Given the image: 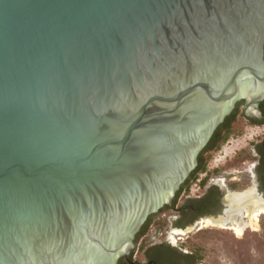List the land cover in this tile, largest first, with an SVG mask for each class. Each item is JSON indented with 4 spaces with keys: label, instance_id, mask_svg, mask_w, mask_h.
Segmentation results:
<instances>
[{
    "label": "water",
    "instance_id": "water-1",
    "mask_svg": "<svg viewBox=\"0 0 264 264\" xmlns=\"http://www.w3.org/2000/svg\"><path fill=\"white\" fill-rule=\"evenodd\" d=\"M240 101L264 0H0V264L129 259Z\"/></svg>",
    "mask_w": 264,
    "mask_h": 264
},
{
    "label": "flooded vegetation",
    "instance_id": "flooded-vegetation-1",
    "mask_svg": "<svg viewBox=\"0 0 264 264\" xmlns=\"http://www.w3.org/2000/svg\"><path fill=\"white\" fill-rule=\"evenodd\" d=\"M243 104L244 101L236 103L234 109L226 118H233V116H236V121L233 125L240 122V118H243L250 124L263 128L262 139L250 144L254 153L253 157H250V159L246 157L247 159L242 161L244 167H242V169L234 170V172L239 175L238 177L231 176V173H225L227 176L225 181H222L221 179H212L209 181V175L206 174L203 178H207L206 184L203 187L199 185V189L195 192L190 191L187 194V192L183 191L181 194H178V191L173 201V205L174 203L175 205L170 209L175 213V215L172 216V225L174 226L175 222L179 224V227L175 228L185 229L203 219L214 221L227 219V209L229 205L226 204V202L228 203V197L232 194H247L246 199L249 200V202L247 201V203H249V207L253 206L254 203L258 204L259 202H264V122H257L245 118L242 110ZM259 109L264 116V101L260 103ZM208 153L209 152H207V154ZM200 155L197 158V166L192 173L199 165ZM203 179H201V181ZM251 183L254 184V188L252 190L244 194L237 193L242 192V188L240 186H249ZM228 220L231 224L233 223V219ZM236 220L238 222H245L248 220L245 209H242L241 212L237 214ZM141 230L142 228L137 233L135 238L137 248L130 254V258L127 259L126 257H122L119 259L117 264H199L195 252L184 250L171 239H158L157 236L161 231L159 226H154V232L152 235L148 234V236H140Z\"/></svg>",
    "mask_w": 264,
    "mask_h": 264
},
{
    "label": "rangeland",
    "instance_id": "rangeland-1",
    "mask_svg": "<svg viewBox=\"0 0 264 264\" xmlns=\"http://www.w3.org/2000/svg\"><path fill=\"white\" fill-rule=\"evenodd\" d=\"M262 133V127L252 125L240 118V122L234 125L228 140L222 143L220 148L206 155L207 173H202L199 176L200 179H203L206 174L209 175V181L212 179L225 181L227 178L225 173L238 177L234 170L242 169L244 167L242 161L253 157L254 153L250 144L261 140ZM253 188L254 184L251 183L249 186H244L242 192L237 193L244 194ZM197 189H199L198 185H192V192ZM161 210L156 214L155 219L160 222L161 230L157 238L171 239L184 250L197 252L201 257L199 264H264V214L260 217L258 231L248 229L243 238H239L234 232L220 226L202 227L201 223L205 219L185 229H177L172 225L174 211ZM245 211L249 210L245 208ZM153 227L149 235L154 232Z\"/></svg>",
    "mask_w": 264,
    "mask_h": 264
},
{
    "label": "trees",
    "instance_id": "trees-1",
    "mask_svg": "<svg viewBox=\"0 0 264 264\" xmlns=\"http://www.w3.org/2000/svg\"><path fill=\"white\" fill-rule=\"evenodd\" d=\"M235 121H236V116H233V118H226L225 121L217 128L214 135L210 139L208 145L204 148V150L202 151V153L199 157V165H198L197 169L191 174L190 178H188V180L183 184V186L180 188L178 194L179 193L181 194L183 191L187 192V194H188L191 191L192 185L196 184L197 182H199V184L202 187L206 184L207 178H205L201 181L199 176L202 173H207V170H206L207 152H209V153L214 152L215 150H217L218 148L221 147L222 143H224L225 141L228 140L229 136L233 132V129H234L233 124ZM253 123H256V122H253ZM240 187L243 188L244 186H240ZM174 205H175V203H174ZM170 209H171V207L166 206L161 211H169ZM156 216L157 215L155 214V215H152L148 218V220L146 221V223L142 227V230L140 232V236H144V235L148 236L151 228L154 225L160 226V222L155 221ZM174 227H179V224L175 222ZM144 245H146V244H144ZM195 254L197 255L198 262H200V259H201L200 255L197 252H195Z\"/></svg>",
    "mask_w": 264,
    "mask_h": 264
},
{
    "label": "bare ground",
    "instance_id": "bare-ground-1",
    "mask_svg": "<svg viewBox=\"0 0 264 264\" xmlns=\"http://www.w3.org/2000/svg\"><path fill=\"white\" fill-rule=\"evenodd\" d=\"M246 195L232 194L231 196H229L228 197L229 209H228L227 219H224V221L223 220L214 221L207 219L203 221L202 227L220 226L222 228H226L227 230L234 232L239 238L242 237L248 229H252L253 231H258L260 217L264 214V204H263L264 202H259L258 204L253 202L254 205L249 207L248 206L249 203H247V201L249 202V200L246 199ZM245 208L246 210H249L247 211L249 213L247 214L248 220L245 222L244 221L238 222L236 220V216L241 212L242 209ZM228 219H233L232 221L233 223L227 225L226 220Z\"/></svg>",
    "mask_w": 264,
    "mask_h": 264
},
{
    "label": "built area",
    "instance_id": "built-area-1",
    "mask_svg": "<svg viewBox=\"0 0 264 264\" xmlns=\"http://www.w3.org/2000/svg\"><path fill=\"white\" fill-rule=\"evenodd\" d=\"M196 185H198V186H199V185H200V184H199V182H197V183H196Z\"/></svg>",
    "mask_w": 264,
    "mask_h": 264
}]
</instances>
